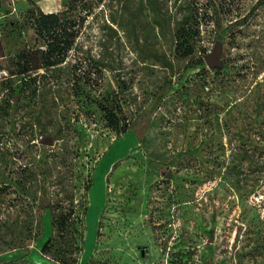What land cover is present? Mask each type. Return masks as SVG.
Instances as JSON below:
<instances>
[{"label": "rangeland", "instance_id": "1", "mask_svg": "<svg viewBox=\"0 0 264 264\" xmlns=\"http://www.w3.org/2000/svg\"><path fill=\"white\" fill-rule=\"evenodd\" d=\"M31 1L76 23L58 66ZM196 16L186 56L176 30ZM218 42L228 70L196 67ZM104 95L131 119L121 137ZM63 232L79 264H264V0H0V261L65 264Z\"/></svg>", "mask_w": 264, "mask_h": 264}, {"label": "trees", "instance_id": "2", "mask_svg": "<svg viewBox=\"0 0 264 264\" xmlns=\"http://www.w3.org/2000/svg\"><path fill=\"white\" fill-rule=\"evenodd\" d=\"M35 5V2L31 1L29 3V8L26 9V14L29 19H31L36 29L40 32V35L47 41V48L40 52L42 53L43 58L42 65L47 68L58 66L65 62L66 55L73 47L78 36V31L73 29L76 26V23L72 20H61L59 14L57 13H45L41 9L38 10ZM198 23V16H196L192 20L189 18H183L178 22L179 25L176 30L177 49L181 51L183 50L184 55L186 56H189L193 53L194 44L192 43V40L200 33L199 26H196V24L199 25ZM229 30L230 27L225 28L222 31V36H217L218 39L224 41L225 35ZM19 57L27 64L26 69L23 71V73H28L33 69H37L39 67H34L30 64L31 60H34L30 51H24L20 54ZM195 66L201 68V70L203 71L206 70V63L202 58H198ZM223 69L228 70V65L224 64ZM73 89L76 96H79L78 93L80 89L81 92L84 93V89L80 87L79 81L74 82ZM97 107L102 111L108 127L111 128L118 137L126 134L132 127L131 119L127 116L126 112L123 109L122 103H120L119 101L109 100L107 96L104 95L102 100H99ZM63 153L66 155L65 151ZM194 153L195 152L193 150L179 152L171 160V163L172 165H174L178 162H181L183 159L193 155ZM92 185L93 181L90 178L85 182L84 185V189L86 190V192L91 189ZM88 208L89 206L85 205L81 217H77V222H79L80 224L85 223ZM50 211L54 214L53 209L50 208ZM74 229H76V233L79 231L77 228ZM76 233L71 237L65 235L66 232H63L62 236H60L61 234H59V238H61L63 243L67 244V248L60 247L59 250L53 253L57 257V261L63 262L65 264H79V258L73 256L76 255L77 251L81 250V248L75 242L77 241ZM0 264L32 263H30L25 257H21L9 261L2 260L0 261Z\"/></svg>", "mask_w": 264, "mask_h": 264}, {"label": "water", "instance_id": "3", "mask_svg": "<svg viewBox=\"0 0 264 264\" xmlns=\"http://www.w3.org/2000/svg\"><path fill=\"white\" fill-rule=\"evenodd\" d=\"M222 54H223V43L218 42L216 43L215 47L213 48V51L208 53L204 57V61L208 68L215 69V68H222L223 67V60H222ZM44 144L52 145L53 139L52 138H46L44 141ZM171 172H168L166 174V177H170Z\"/></svg>", "mask_w": 264, "mask_h": 264}, {"label": "crops", "instance_id": "4", "mask_svg": "<svg viewBox=\"0 0 264 264\" xmlns=\"http://www.w3.org/2000/svg\"><path fill=\"white\" fill-rule=\"evenodd\" d=\"M14 3H15V6L18 8V7H24V4L22 3V2H15L14 1ZM17 3L19 4V6L17 5ZM29 7V4L26 6V8H28ZM48 263V262H47ZM49 264V263H48Z\"/></svg>", "mask_w": 264, "mask_h": 264}]
</instances>
